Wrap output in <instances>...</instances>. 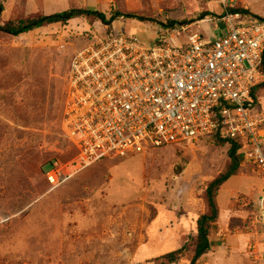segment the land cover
<instances>
[{
    "label": "rangeland",
    "instance_id": "rangeland-1",
    "mask_svg": "<svg viewBox=\"0 0 264 264\" xmlns=\"http://www.w3.org/2000/svg\"><path fill=\"white\" fill-rule=\"evenodd\" d=\"M0 25L69 9L115 12L109 31L136 36L146 46L184 43L195 32L211 38L221 8L205 0H0ZM264 19V0H239ZM169 22L194 26L185 34ZM221 27L220 24L217 25ZM79 18L19 36L0 32V264H163L184 248L189 264L196 222L206 212L205 189L227 165L228 146L213 138L106 158L53 189L48 165L75 150L61 130L59 100L69 59L104 32ZM256 107L264 113V91ZM264 181L249 166L217 194L207 264H264Z\"/></svg>",
    "mask_w": 264,
    "mask_h": 264
},
{
    "label": "built area",
    "instance_id": "built-area-1",
    "mask_svg": "<svg viewBox=\"0 0 264 264\" xmlns=\"http://www.w3.org/2000/svg\"><path fill=\"white\" fill-rule=\"evenodd\" d=\"M205 1L221 8L219 16L199 21L213 24L211 38L191 32L184 43L146 46L105 26L72 55L61 130L75 155L45 172L51 188L106 158L195 143L220 127L239 142V165L264 181V113L250 94L264 80V19L239 8V0ZM193 26L168 30L186 35Z\"/></svg>",
    "mask_w": 264,
    "mask_h": 264
},
{
    "label": "trees",
    "instance_id": "trees-1",
    "mask_svg": "<svg viewBox=\"0 0 264 264\" xmlns=\"http://www.w3.org/2000/svg\"><path fill=\"white\" fill-rule=\"evenodd\" d=\"M3 11L2 6L0 5V15ZM243 11L244 10H239ZM119 17H123L124 19H140L143 21L144 18H140L137 15L132 14H120L119 12H115L109 18H106L104 14L98 12L97 10H89V9H69L67 11L56 13L47 16H38L35 18L27 19L23 22H19L17 24L7 23L4 25H0V32L11 35V36H19L21 34H25L31 32L32 30L39 29L42 27H46L54 24H65L71 20L79 19V18H87L92 19L93 22H99L109 29L111 23L118 19ZM205 14H201L199 20H203ZM184 24V23H181ZM165 30H168L175 26L174 22H169ZM83 48V47H82ZM70 61V59H69ZM69 64V62H68ZM68 68V66H67ZM67 71V69H66ZM260 72L264 77V54L262 58V64L260 67ZM64 86V84H63ZM264 91V80L259 81L255 87L251 90V97L254 101V104H257V94L258 92ZM60 93V110L62 109V101H63V87ZM208 138H213L216 142L220 144H226L228 146L227 157L229 159V164L225 168V170L219 174L215 179H213L205 189V203H206V212L198 217L196 222V241L193 249V255L189 262V264H197V261L204 255H207L210 251V230L214 223L218 219L219 210L217 204V194L219 190L222 188L224 184H226L230 179L235 177L239 171V162L236 158L237 150L240 147V144L236 140H230L223 135V131L220 128ZM51 164L48 165L50 168ZM184 248L176 250L174 252H170L168 254L163 255L159 259L163 264H177L180 259H182Z\"/></svg>",
    "mask_w": 264,
    "mask_h": 264
},
{
    "label": "crops",
    "instance_id": "crops-1",
    "mask_svg": "<svg viewBox=\"0 0 264 264\" xmlns=\"http://www.w3.org/2000/svg\"><path fill=\"white\" fill-rule=\"evenodd\" d=\"M212 249H213V246H212V243H211V241H210V251H209V252H211ZM206 256H207V255L202 256V257L197 261V264H207V263L205 262V261L207 260V259H206Z\"/></svg>",
    "mask_w": 264,
    "mask_h": 264
},
{
    "label": "bare ground",
    "instance_id": "bare-ground-1",
    "mask_svg": "<svg viewBox=\"0 0 264 264\" xmlns=\"http://www.w3.org/2000/svg\"><path fill=\"white\" fill-rule=\"evenodd\" d=\"M201 23H203V22H201Z\"/></svg>",
    "mask_w": 264,
    "mask_h": 264
}]
</instances>
